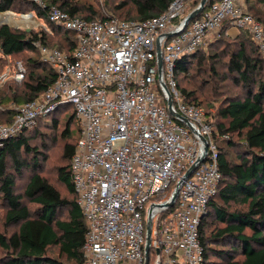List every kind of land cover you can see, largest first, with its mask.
<instances>
[{
	"label": "built area",
	"instance_id": "2783aa9c",
	"mask_svg": "<svg viewBox=\"0 0 264 264\" xmlns=\"http://www.w3.org/2000/svg\"><path fill=\"white\" fill-rule=\"evenodd\" d=\"M37 2L50 22L76 34V45L69 53L35 42L56 78L35 99L2 105L13 118L0 123V147L72 104L81 124L71 174L88 226L83 264H146L149 218L147 264H202L199 228L222 179L218 134L203 107L184 101L175 70L182 57L207 49L223 32L236 37L247 30L264 54L262 23L247 0H207L187 24L201 0H172L143 20H87ZM25 75L17 60L0 80L21 83ZM170 95L171 109L190 126L171 112ZM204 155L170 205L181 179Z\"/></svg>",
	"mask_w": 264,
	"mask_h": 264
},
{
	"label": "trees",
	"instance_id": "16d2710c",
	"mask_svg": "<svg viewBox=\"0 0 264 264\" xmlns=\"http://www.w3.org/2000/svg\"><path fill=\"white\" fill-rule=\"evenodd\" d=\"M171 1H122L116 5L121 11L120 16H114L125 20L147 19L165 11ZM46 2L48 6L56 5L73 16L87 20L110 17L108 14L98 16L100 13L93 7L85 10L87 14H82L77 4L67 0ZM257 3L263 7L262 10L257 8ZM26 6L45 19L50 31L42 27L39 31L28 32L0 25V49L4 57L17 59L26 56L19 59L26 67L25 79L21 83L11 81L16 86L9 85L0 92L1 103L33 100L55 80L53 68L40 58L35 44L37 40L69 53L76 45V34L50 22L46 10L35 1L0 0V12L12 9L20 12ZM247 7L264 27V0H247ZM4 22L25 27L10 18ZM228 42H232L234 47L225 54L228 58L226 68L235 74V81L241 85L244 95L222 103L216 113L221 120L216 122L204 105L207 99L198 96V89L208 87V94L212 95L219 87L222 80L218 79L217 66ZM219 45L225 47L216 49ZM210 47L212 50L208 53L200 48L182 57L175 70L177 87L184 101L203 107L218 134L222 179L199 228L204 246L202 264H264V54L247 30H241L236 37L223 32ZM34 53L37 56H33ZM53 113L51 122L59 130L61 127H58V119ZM1 117L0 123L10 122L13 112L1 109ZM40 122L41 119L35 127L0 147V202L5 206V225L17 227L10 235L0 231V246L6 252L0 263L83 264L88 226L77 202L71 174V159L81 133V124L74 112L73 119H69L60 131L61 156L56 173L57 179L65 186L63 193L40 173L44 154L29 143V136L32 131H37ZM232 135L240 137V142L245 144L236 159H231L221 145V142L233 145ZM23 154L29 158H23ZM26 171L30 172L28 178ZM26 178L23 191H19L18 182ZM54 248L58 249L56 255L51 253Z\"/></svg>",
	"mask_w": 264,
	"mask_h": 264
},
{
	"label": "rangeland",
	"instance_id": "374dc122",
	"mask_svg": "<svg viewBox=\"0 0 264 264\" xmlns=\"http://www.w3.org/2000/svg\"><path fill=\"white\" fill-rule=\"evenodd\" d=\"M36 3L37 0H33ZM47 4L46 0H39ZM69 2H72L74 4H77L82 9V14H87L88 12H85L89 7H93L96 9L100 14H108V15H117L120 16V12L118 10V7L116 5L120 4L122 1H128V0H67ZM257 8L262 10V6L260 4H256ZM9 12L0 14V21H6L8 18L10 20L14 21L15 23L24 25L25 27H17L20 29H25L26 26H32L33 24L37 25L36 27H33L32 30L39 31L42 27L48 30L47 27H49L48 23L45 21V19L41 18L36 11L31 7H24L22 11H15V10H8ZM30 12H34L35 15L31 14ZM13 28V27H12ZM210 46V45H209ZM209 46L205 51L210 52L212 48ZM219 45V48L217 46L216 49H223ZM234 46L232 42H228L225 49L222 50V58L218 61L219 65L217 66V70L219 72V80H222L218 84V88L216 91L213 92V94H208V87L207 88H201V90L198 89V96L201 98H204L205 101V107L210 111V113L213 115L214 121L218 122L221 119L216 117V113L218 110V107L226 102L228 99H234V98H240L244 95V92L242 90L241 85L238 84V82L235 81V74L230 73L226 68V62L228 58L225 56L227 54L228 49H232ZM215 51V50H213ZM33 56H37L36 53L32 54ZM26 56L18 57L17 59H7L3 56V54L0 52V76L5 72L6 67L8 64L13 65V63L16 62V60L19 59H25ZM194 67V66H192ZM193 73V72H192ZM201 77L199 78V80ZM198 80V79H197ZM12 80L8 79L2 82L0 80V92L4 91L8 88L9 85L16 86V83L11 82ZM192 81V79L190 80ZM190 89L193 88L192 86H188ZM207 97V98H205ZM12 102H0V120H1V109L2 105H9ZM74 106L72 104H64L60 106L57 111L53 113L54 116L58 119V127L59 130H56V128L53 126L52 118L49 119H41V122L39 126L37 127V131H32L31 135L29 136V143L32 146L37 147L39 151H41L44 154V160L41 161V167L39 169L40 173L45 176L52 184H54L60 191L65 193V186L57 179V173H56V167L59 164V159L61 156V140H60V131L64 127V124L69 121V119H73V113H74ZM74 121V125H75ZM73 125V126H74ZM76 128V126H74ZM233 141L235 142L233 145H228L226 142H221L222 147H225V149L228 151V155L231 159H236L237 153L242 151L245 148V144L241 143L240 137L237 135L231 136ZM23 158L27 159L29 156L26 154H23ZM26 177L30 175L29 171H26ZM27 178L25 180H21L18 182V190L23 191L24 186L27 182ZM17 230L16 226H7L5 225V206L0 202V231L4 233L5 235H10L14 231ZM51 253L53 255H56L58 253V249L54 248ZM6 254L5 250L0 246V259L3 258V256ZM1 264V263H0Z\"/></svg>",
	"mask_w": 264,
	"mask_h": 264
},
{
	"label": "water",
	"instance_id": "95a60500",
	"mask_svg": "<svg viewBox=\"0 0 264 264\" xmlns=\"http://www.w3.org/2000/svg\"><path fill=\"white\" fill-rule=\"evenodd\" d=\"M207 0H201V5L199 7H197L196 9H194L188 16L187 20H186V24L192 20L193 18H195L200 12L201 10L203 9L204 7V4ZM8 11V10H7ZM7 11H3V12H7ZM3 12H0V13H3ZM31 14L35 15L34 12H30ZM36 16V15H35ZM0 25H8L10 27H13V28H17V26L15 25H11L7 22H4V21H0ZM37 25L33 24L32 26H26V30L28 32H30L32 30L33 27H36ZM169 35H173V33H170ZM158 58H159V66L161 67L162 66V55H161V51H160V45H158ZM169 105H170V109H171V105L173 103V100H172V97L170 95V99L168 101ZM171 112L173 113L174 116L176 117H179L180 119H182L183 122H185L187 125L190 126V123H189V120L183 116H181L179 113L177 112H174L172 109H171ZM204 139V138H203ZM207 148V147H206ZM205 159V155L199 159V161L195 164H193L191 166V168L186 172L185 176L181 179V181L179 182V184L177 185L176 187V191L174 193V196H173V201L170 202L169 204L172 205L175 198L178 196V191H179V187L180 185L182 184V182L188 178L192 172L194 171V169L198 166V164L200 162H202L203 160ZM151 219L149 218V221H148V224H147V236H146V239H147V243H146V264L148 263L149 261V251H150V245H151V234H152V227H151Z\"/></svg>",
	"mask_w": 264,
	"mask_h": 264
}]
</instances>
